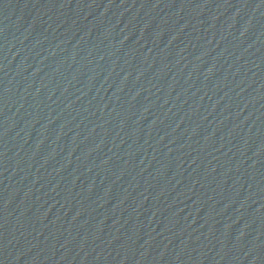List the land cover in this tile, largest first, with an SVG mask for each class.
<instances>
[{"label": "water", "instance_id": "1", "mask_svg": "<svg viewBox=\"0 0 264 264\" xmlns=\"http://www.w3.org/2000/svg\"><path fill=\"white\" fill-rule=\"evenodd\" d=\"M0 264H264V0H0Z\"/></svg>", "mask_w": 264, "mask_h": 264}]
</instances>
